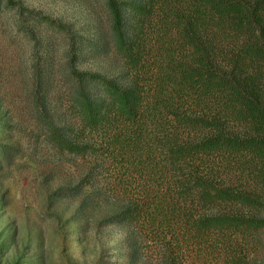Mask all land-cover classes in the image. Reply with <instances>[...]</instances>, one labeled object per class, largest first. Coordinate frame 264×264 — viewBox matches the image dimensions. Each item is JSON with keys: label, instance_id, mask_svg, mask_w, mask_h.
Here are the masks:
<instances>
[{"label": "trees", "instance_id": "1", "mask_svg": "<svg viewBox=\"0 0 264 264\" xmlns=\"http://www.w3.org/2000/svg\"><path fill=\"white\" fill-rule=\"evenodd\" d=\"M94 1L91 39L4 2L65 42L63 120H44L80 158L62 195L126 227L132 261L264 264V0ZM86 44L123 80L77 68Z\"/></svg>", "mask_w": 264, "mask_h": 264}, {"label": "rangeland", "instance_id": "2", "mask_svg": "<svg viewBox=\"0 0 264 264\" xmlns=\"http://www.w3.org/2000/svg\"><path fill=\"white\" fill-rule=\"evenodd\" d=\"M0 2V264H153L128 258L126 227L106 224L101 211L64 197L75 184L79 157L57 149L45 121L64 113L60 77L65 42ZM86 39L104 27L94 0H20ZM75 66L123 80L121 62L83 46ZM60 114V116H59ZM63 120V117L61 118ZM6 156L7 158H4ZM195 264V260H191Z\"/></svg>", "mask_w": 264, "mask_h": 264}]
</instances>
